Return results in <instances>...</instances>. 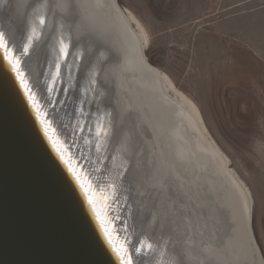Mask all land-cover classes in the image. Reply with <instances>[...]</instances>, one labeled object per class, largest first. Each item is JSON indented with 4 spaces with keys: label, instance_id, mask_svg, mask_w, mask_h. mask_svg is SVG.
<instances>
[{
    "label": "bare ground",
    "instance_id": "1",
    "mask_svg": "<svg viewBox=\"0 0 264 264\" xmlns=\"http://www.w3.org/2000/svg\"><path fill=\"white\" fill-rule=\"evenodd\" d=\"M39 6L46 23L29 44ZM0 33L91 200L118 188L121 212L99 219L132 264H264L249 187L197 103L151 63L132 11L119 0H0Z\"/></svg>",
    "mask_w": 264,
    "mask_h": 264
},
{
    "label": "rangeland",
    "instance_id": "2",
    "mask_svg": "<svg viewBox=\"0 0 264 264\" xmlns=\"http://www.w3.org/2000/svg\"><path fill=\"white\" fill-rule=\"evenodd\" d=\"M150 35L146 53L199 106L253 198L264 256V0H119Z\"/></svg>",
    "mask_w": 264,
    "mask_h": 264
},
{
    "label": "water",
    "instance_id": "3",
    "mask_svg": "<svg viewBox=\"0 0 264 264\" xmlns=\"http://www.w3.org/2000/svg\"><path fill=\"white\" fill-rule=\"evenodd\" d=\"M8 56L0 50V264H121L99 219L121 212L118 188L89 203L92 189L53 146L46 112Z\"/></svg>",
    "mask_w": 264,
    "mask_h": 264
},
{
    "label": "snow or ice",
    "instance_id": "4",
    "mask_svg": "<svg viewBox=\"0 0 264 264\" xmlns=\"http://www.w3.org/2000/svg\"><path fill=\"white\" fill-rule=\"evenodd\" d=\"M44 7L45 6L37 7L36 15L33 17L32 21H31V35H29V37H28L29 44H31L33 38L37 36L38 30L42 29L46 23V15L44 14V11H43ZM69 47H70V41H69V43H65L63 37H61V39H60V52L62 53V55L65 58L68 55ZM6 49H7V45H6V42L4 41L3 33H0V50H6ZM24 51L25 52L28 51L27 47L24 49ZM8 60L10 63H12V57L11 56H8ZM15 67H16V64H13L14 69H15ZM57 69H59V65H57ZM18 76H19V74H18ZM21 84H23V80H21ZM25 91H27V88L25 89ZM33 107H35V105H33ZM41 123L43 124L44 121H41ZM97 127H98V129H100V132L103 131V129L100 128L99 125ZM45 130H47V129H45ZM49 139H51V137H49ZM53 146L55 147V142H53ZM57 152H59V148H57ZM77 179H79V178L77 177ZM114 187L115 186L113 185V188ZM84 191H85V194L87 195L88 190L85 188ZM91 202H92L91 197H89V203H91ZM105 234L107 235V232ZM143 247H144V244H143V242H141L140 247L135 248L134 252L136 254H140L141 249ZM147 249L148 250H154V245L151 242L147 243ZM115 251L117 253V256L120 258L121 264H132V254L129 253L126 248L125 249H115ZM126 255L128 256L127 259H125Z\"/></svg>",
    "mask_w": 264,
    "mask_h": 264
}]
</instances>
